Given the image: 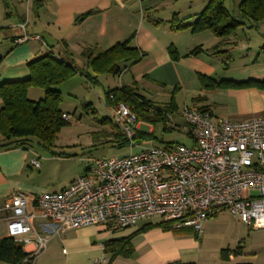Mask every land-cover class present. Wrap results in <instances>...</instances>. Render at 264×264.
Masks as SVG:
<instances>
[{
	"label": "crops",
	"instance_id": "0c3cea01",
	"mask_svg": "<svg viewBox=\"0 0 264 264\" xmlns=\"http://www.w3.org/2000/svg\"><path fill=\"white\" fill-rule=\"evenodd\" d=\"M139 5L131 0H37V3L34 0H0V86L28 79V64L49 53L71 58L81 73L90 74L91 69L82 58L84 49H109L133 36L132 46L145 52L146 56L118 75L120 84L114 88L137 82L139 92L151 96L150 92L161 88L160 85L164 86V90L170 87L175 93L180 113L187 106H197L210 110L216 120H248L264 116V91L255 88L205 89L199 79L206 76L217 82H263L264 22L258 27H242L227 38H218L210 32L193 34L189 29L175 31L167 23L172 20L171 17L160 18L157 4ZM88 12L94 13L83 22L75 23L77 17ZM24 34L39 35L42 42L32 39L17 43V39ZM184 37L186 41L189 39L185 49L181 43ZM170 45L177 48L180 55L178 61L171 59L168 52ZM198 46L208 52L188 55ZM214 46L218 48L212 51ZM221 51H226V55L218 54ZM228 56L232 60L226 66ZM180 94L182 106L178 100ZM30 95H36L37 100L44 96L36 89H31ZM198 98L204 100L199 101ZM146 125H140L137 131L151 133L152 127L148 125L147 128ZM53 155L47 159L50 163L57 160L58 156ZM34 159L41 157L31 146L0 149V205L16 192L34 196L51 192L43 181V174L37 175L33 170L36 169L31 165ZM39 161L40 170L43 165ZM154 219L159 218L147 219L137 227L116 232L102 225L60 232L52 237L47 248L33 262L25 261L23 264H92L98 258L109 261L105 243L128 237L132 238L133 255L130 258L117 257L111 264H168L175 261L198 264L185 262L197 250L194 236L175 235L158 227L138 233L145 224L161 222H154ZM36 224L38 231L43 233L40 225L44 222L37 220ZM7 236L8 225L0 221V239ZM34 250L33 244L24 245L26 253L32 254Z\"/></svg>",
	"mask_w": 264,
	"mask_h": 264
},
{
	"label": "built area",
	"instance_id": "2783aa9c",
	"mask_svg": "<svg viewBox=\"0 0 264 264\" xmlns=\"http://www.w3.org/2000/svg\"><path fill=\"white\" fill-rule=\"evenodd\" d=\"M32 39L42 42L39 35L24 34L17 43ZM105 108L130 147L139 148L137 153L95 159L60 191L37 196L16 192L0 205V221L7 223L9 236L33 244L32 257L60 232L99 225L116 232L153 218L200 235L209 219L228 212L251 230L264 229V116L216 120L208 109L187 106L181 115L193 144L158 147L134 141L145 123L128 105ZM63 117L70 120L68 114ZM169 126H176L171 116ZM31 165L41 166L39 159ZM37 220L44 222L43 233ZM92 264L108 261L98 258Z\"/></svg>",
	"mask_w": 264,
	"mask_h": 264
},
{
	"label": "trees",
	"instance_id": "16d2710c",
	"mask_svg": "<svg viewBox=\"0 0 264 264\" xmlns=\"http://www.w3.org/2000/svg\"><path fill=\"white\" fill-rule=\"evenodd\" d=\"M34 3H37V0H34ZM225 4L226 0H209L204 10L196 16L194 23H184V20H181L178 14L174 15L172 20L167 23L175 31L189 29L193 34L210 32L218 38H227L242 27H258L264 22V0H241L237 6V17L230 15ZM93 13L88 12L77 17L75 23L83 22ZM133 38L132 36L127 41L118 42L105 50L96 47L84 49L82 58L86 60L92 75L81 73L71 58L49 53L28 64L30 70L28 79L2 84L0 86V100L2 101L0 110V149L8 150L30 146L32 139L38 140L40 145L50 149L54 145L58 133L69 124V121L63 117L67 113L61 109L63 96L58 88L77 74H81L88 83L94 85L99 81V77L103 75L118 76L131 66L136 65L146 56V53L132 46ZM217 48L218 46H214L211 50L215 51ZM168 52L173 61L180 59L179 52L174 45L168 47ZM205 52H208V50L198 46L188 55L197 56ZM218 54L226 55V51H221ZM231 60V57L228 56L225 61L226 66L229 65ZM199 79L205 89L255 88L264 91V81L233 82L222 80L217 82L206 76H200ZM31 89H41L44 94L43 98L37 101L30 99L29 92ZM139 89L137 82H133L130 86L109 89L106 91L105 104L124 103L135 114L138 122L152 126L162 123L165 131L174 130L173 126H169V117L179 110L175 93L173 92L167 105L160 106L141 95ZM198 100L203 101L204 99L198 98ZM83 109L91 111L93 105L87 103ZM103 123L112 125L114 130L109 136L115 145L130 147V140L109 117ZM96 135L98 139L104 136L101 133H96ZM154 140H157V138L154 137L153 133L136 131L134 136V141L138 144ZM155 227L164 231H171L175 235H192L196 239L200 236L191 228L176 229L172 222L165 221L145 224L138 233ZM131 239V237H128L105 243V253L110 255L109 264L117 257L130 258L133 255L134 249L131 245ZM242 253L243 247L240 245L233 251L222 250L221 258L229 260L230 256L235 257ZM34 259L35 257L24 251V245L14 238L7 236L0 239V263L23 264L25 261L31 263ZM168 264L186 263L175 261Z\"/></svg>",
	"mask_w": 264,
	"mask_h": 264
},
{
	"label": "rangeland",
	"instance_id": "374dc122",
	"mask_svg": "<svg viewBox=\"0 0 264 264\" xmlns=\"http://www.w3.org/2000/svg\"><path fill=\"white\" fill-rule=\"evenodd\" d=\"M138 6L157 4L160 8V18L166 19L177 13L181 20L186 24H192L196 16L206 7L209 0H131ZM241 0H226V8L232 17H237V6ZM140 6V5H139ZM173 15H172V14ZM170 14L172 16H170ZM169 15V16H168ZM191 32V30L189 31ZM188 34V33H184ZM185 36V35H179ZM202 38V37H200ZM264 38V37H263ZM189 40V39H188ZM188 40L184 37L182 41L183 49L188 45ZM201 40V39H199ZM264 40V39H263ZM264 45V42H263ZM92 75V71H90ZM118 76L103 75L99 81L91 85L84 76L76 75L70 81L62 84L58 89L63 96L61 109L70 115L69 124L62 128L58 133L54 145L48 149L38 143V140L32 139L31 147L41 157L43 168L33 169L37 175L43 174L42 178L51 192H57L68 186L73 180L79 178L85 173L86 169L91 167L93 160L110 157H120L129 155L131 152L137 153L139 148L127 146L119 147L115 145L109 136L113 132L110 124L103 123L109 117L105 108L106 91L120 84ZM161 88L153 90L149 100L154 104L167 105L172 96V90ZM40 92L43 93L41 89ZM145 96L144 93L139 92ZM178 98L180 105H183L181 94ZM31 99H36V95H30ZM87 103L93 104V110L83 109ZM171 117L175 121L174 130L165 131L164 124L160 123L152 126L151 133L157 140L147 142L158 147H166L174 144H184L191 146L193 140L187 134L185 123L181 113L176 112ZM171 124V123H170ZM96 133L104 136L97 138ZM56 161L50 163L48 157H54ZM46 165V166H45ZM163 221L154 219L153 221ZM198 247L186 258L185 262H208L206 264H264V229H249L228 212H222L205 223L204 231L197 239ZM243 247L241 255L230 257L229 260L221 258L222 250L233 251L238 246Z\"/></svg>",
	"mask_w": 264,
	"mask_h": 264
}]
</instances>
